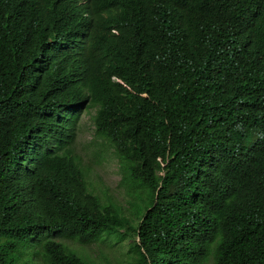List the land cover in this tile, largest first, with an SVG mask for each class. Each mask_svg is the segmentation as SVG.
<instances>
[{"label": "trees", "instance_id": "obj_1", "mask_svg": "<svg viewBox=\"0 0 264 264\" xmlns=\"http://www.w3.org/2000/svg\"><path fill=\"white\" fill-rule=\"evenodd\" d=\"M93 108L134 218L76 152ZM115 232L128 264H264V0H0V264H112Z\"/></svg>", "mask_w": 264, "mask_h": 264}, {"label": "rangeland", "instance_id": "obj_2", "mask_svg": "<svg viewBox=\"0 0 264 264\" xmlns=\"http://www.w3.org/2000/svg\"><path fill=\"white\" fill-rule=\"evenodd\" d=\"M95 114V108L86 109L82 112L75 144L76 152L81 156L83 164L89 170L90 183L94 184L93 189H96V192L104 199L111 197L114 202L127 210V215L134 218L135 215L129 207L126 190L121 185L122 175L115 149L96 135ZM111 235L110 249L106 242L101 241L87 246V251L100 261L104 260L105 262H112V264H128L131 258L128 251L133 243V238L119 241L121 232H115Z\"/></svg>", "mask_w": 264, "mask_h": 264}]
</instances>
